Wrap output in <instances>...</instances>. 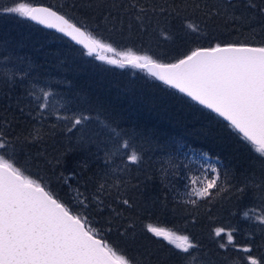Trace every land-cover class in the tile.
Listing matches in <instances>:
<instances>
[{
  "label": "trees",
  "instance_id": "trees-1",
  "mask_svg": "<svg viewBox=\"0 0 264 264\" xmlns=\"http://www.w3.org/2000/svg\"><path fill=\"white\" fill-rule=\"evenodd\" d=\"M18 1L31 6H50L91 28L100 25L102 34L110 36L119 49L148 52L161 62H174L195 48L210 47L216 42H235L237 39L254 43L264 41L259 18L251 25H232L231 22L226 25L221 18L206 20L203 11L196 13L190 9L185 15L200 25L199 33L187 29L184 16H180L153 19L147 34L133 30L122 36L117 32L104 31L105 21L101 13L107 15V12L89 7L93 0H0V9L14 6ZM106 2L110 4L112 0ZM200 2L203 8V0ZM240 2L241 7L235 9L237 16L247 12L243 0ZM83 51L66 38L48 32L28 19L20 20L14 13H0V65L10 70L23 66L30 72L32 84H50L60 97L70 102L72 108L86 110L94 117L83 133H66L54 116L38 122L34 119L36 106L25 101L31 91L22 80H8L0 75V130L10 138L19 137L18 146L28 148L32 158L29 160L27 152L17 146L19 165L28 167L33 178L43 177L64 202L71 201L76 187L83 191L86 185L91 193L105 171L109 172V183L121 177L128 181L125 195L130 197L133 208L117 204L112 207L135 223V239L127 242L119 235V222L111 225L112 233L107 236L126 249L129 255L144 260L145 264L148 260L151 264H187L178 250L146 232L144 226L148 223L187 234L198 242L201 249L194 264L205 259L217 264V256L223 255L217 244L220 238L213 233L216 227L236 228L238 242H251L257 254L264 252V231L260 230L264 226L242 215L243 210L259 202L260 190L249 187L240 200L230 192H222L211 203L198 202L197 205L187 203L186 195L188 177L198 174L201 165L215 163L218 158L221 179H225V171L228 173L226 186H243L245 182L254 185L262 178L261 159L264 158L227 127L221 117L181 92L136 68L107 65L83 55ZM105 124L115 128L125 139H130L143 157L139 165H130L127 171H121L122 161L117 155L113 158L112 167H106L105 152L113 145ZM33 136L40 138L33 139ZM178 146H182L179 151ZM39 151L49 166L44 170L38 166L40 157L32 156ZM202 154L211 157V161H205ZM176 165H180L178 175L174 174ZM61 172L65 173V178L69 173L78 174L76 181H70L71 187L58 179ZM193 216L195 223L192 222ZM91 218L96 221V226H109L107 209L101 215L93 211ZM131 235L134 234H127ZM228 255L231 260L239 254L230 251Z\"/></svg>",
  "mask_w": 264,
  "mask_h": 264
},
{
  "label": "snow or ice",
  "instance_id": "snow-or-ice-1",
  "mask_svg": "<svg viewBox=\"0 0 264 264\" xmlns=\"http://www.w3.org/2000/svg\"><path fill=\"white\" fill-rule=\"evenodd\" d=\"M88 6L104 9L107 12V15L101 13L105 21L104 31L117 32L122 36L133 30L147 34L153 19L180 16H184L187 29L199 33L200 25L185 15L190 9L196 13L203 11L206 20L221 18L226 25L229 22L232 25H251L259 18L264 30V0H259V3L256 0H243L247 12L239 16L235 14V9L241 7L240 0H212L211 3L203 0V8L200 0H112L110 4L106 0L99 3L93 0ZM0 13H16L48 28H55L82 46L83 55L107 65L119 68L130 66L146 71L222 117L228 122L227 127L240 135L259 157L264 158V41L254 43L237 39L235 42H216L210 47L195 48L174 62H161L148 52H137L132 48L121 50L110 36L102 34L100 25L91 28L51 7H33L29 3L17 2L14 6L0 9ZM109 24L111 27H108ZM252 31L254 33L255 29ZM0 75L8 80H23L27 72L23 69L13 72L0 65ZM29 95L36 101L37 115L34 119L40 122L54 116L64 126L66 133H83L94 119L86 110L74 111L65 107L59 99L50 101V97L56 96L50 90H36L34 87ZM104 127L108 128L113 145L105 152L106 167H112L113 158L117 155L122 161L121 171H127L130 165H139L143 157L132 146L130 139H125L109 125L105 124ZM39 138L33 136V139ZM19 139L10 138L0 130V264H145L144 260L129 255L126 249L110 241L107 236L112 232L114 222L120 223L117 229L120 236L135 234V223L112 207L117 204L119 207L133 208L130 197L125 195L128 181L121 177L109 183L110 175L105 171L91 193L86 185L83 191L76 187L71 201L64 202L43 177L33 178L27 168L18 166ZM24 139L27 141V137ZM181 148L178 146L177 150ZM202 156L205 161L212 159L207 154ZM218 164L217 158L215 163L201 165L198 174L188 177L187 203H211L222 192H230L240 200L247 188L254 187L261 192L259 202L243 210L242 215L264 226V159H261L262 178L254 185L245 182L243 186H226L228 173H223L225 179L222 180ZM175 167L174 174L178 175L180 165ZM77 175L73 172L65 178V173L61 172L58 179L71 187L70 181H76ZM106 209L109 210V226L106 229L97 227L91 213L94 211L101 215ZM192 222L195 223V216ZM144 229L178 250L187 264H194L197 260L201 246L189 235L151 223L146 224ZM260 230L264 231V227ZM237 231L236 228L225 227L213 229L214 236L220 238L217 240L218 249L223 253L217 256V264H264V252L257 254L251 242H238ZM230 251L239 255L230 260ZM203 255L207 256L206 253ZM147 264H151V261L148 260ZM200 264L212 262L205 259Z\"/></svg>",
  "mask_w": 264,
  "mask_h": 264
},
{
  "label": "rangeland",
  "instance_id": "rangeland-1",
  "mask_svg": "<svg viewBox=\"0 0 264 264\" xmlns=\"http://www.w3.org/2000/svg\"><path fill=\"white\" fill-rule=\"evenodd\" d=\"M19 2V1H18ZM21 2H24V1H21ZM17 3V2H16ZM27 3V2H26ZM15 5V4H14ZM14 16H17V18L18 19H20V20H24L25 21V19L27 20L28 18L27 17H22V16H20L19 14H16V13H14ZM12 53H14V52H12ZM25 64V63H24ZM21 69H23L24 71H26L27 72V76L22 80V82L24 83V86L29 90V91H33L34 90V87H35V89L36 90H38V89H40V88H43V89H45V90H50V91H52L53 93H55L56 94V96L55 97H50V101H52V102H55V100L56 99H59L61 102H63L64 103V105H65V107H67V108H70V109H72V110H74L75 111V109L74 108H72L71 106H70V102L69 101H67L63 96H59L58 95V93H57V91H56V89H54V88H52V86L50 85V84H42V85H40V84H38V83H36L35 81V83H31V79H30V72L28 73V70L27 69H25V68H23V66H21L20 65V67L18 66V67H12V71L13 72H16V71H19V70H21ZM137 69V68H136ZM139 70V69H138ZM140 71H142V70H140ZM142 72H144V71H142ZM144 73H146V71L144 72ZM147 74V73H146ZM149 75V74H148ZM152 77V76H151ZM18 79V78H17ZM37 94H39L38 92H37ZM26 98V102H28L29 104H32V102L34 103V105L36 106V101L34 100V98L30 95V96H26L25 97ZM78 110V109H77ZM61 112H63V109H61ZM37 115V112H35V116ZM54 131V130H53ZM19 147V146H18ZM39 148H42L43 150H46V149H44L45 147H40L39 146ZM19 149L21 150V151H25V152H27V157H28V159L30 160V159H32L31 157H30V152H28V148H26V147H24V146H21V147H19ZM34 151V150H33ZM41 155H43L42 153H40V151H39V153H33L32 154V156L33 157H40V162H39V164H38V166H39V168L40 169H42V170H44L45 168H48L49 166H47V164H46V161H44V159L41 157ZM19 166H22V165H19ZM27 169H29L28 167H27ZM31 170V169H30ZM31 171H33V170H31ZM35 171V170H34ZM36 173H38L37 171H35ZM39 174V173H38ZM98 227H100V228H105L106 229V227L105 226H103V225H97ZM108 227V226H107ZM111 233L112 232H110V233H107V234H110L111 235ZM135 234L134 235H131V236H126L125 237V240L127 241V242H129V241H131V242H133L132 241V239L134 240L135 238ZM169 246H171V245H169ZM173 247V246H172ZM151 250H153V249H151ZM176 251V250H175ZM143 252V251H142Z\"/></svg>",
  "mask_w": 264,
  "mask_h": 264
},
{
  "label": "water",
  "instance_id": "water-1",
  "mask_svg": "<svg viewBox=\"0 0 264 264\" xmlns=\"http://www.w3.org/2000/svg\"><path fill=\"white\" fill-rule=\"evenodd\" d=\"M33 7H48V6H46V5H41V4H38V5H35V6H33ZM53 9V8H52ZM53 10H55V9H53ZM56 11V10H55ZM61 14V13H60ZM28 20L29 21H32L33 23H35L36 25H40L42 28H44V29H46L47 31H53V32H56L57 34H59V35H63L66 39H68L70 42H72L73 44H75V45H77L76 43H75V41H73L70 37H68V36H66L64 33H60L57 29H55V28H48L46 25H43V24H40V23H38L37 21H33V20H31V19H29L28 18ZM77 46H79V47H81L82 48V46H80V45H77ZM138 69V68H137ZM141 70V69H140ZM144 71V70H143ZM148 74V73H147ZM151 76V75H150ZM153 78H155V77H153ZM156 79V78H155ZM156 80H158V79H156ZM159 81V80H158ZM159 82H161L163 85H165L162 81H159ZM168 86V85H167ZM169 87V86H168ZM172 88V87H171ZM174 90H176V91H178L177 89H175V88H173ZM179 92V91H178ZM180 93V92H179ZM182 94H184V93H182ZM184 95H186V94H184ZM187 96V95H186ZM188 97V96H187ZM188 98H190V97H188ZM191 99V98H190ZM192 100V99H191ZM196 102V101H195ZM196 103H198V102H196ZM199 104V103H198ZM200 105V104H199ZM201 106H203V105H201ZM204 107V106H203ZM214 113V112H213ZM214 114H216V113H214ZM227 122V121H226ZM228 123V122H227Z\"/></svg>",
  "mask_w": 264,
  "mask_h": 264
},
{
  "label": "bare ground",
  "instance_id": "bare-ground-1",
  "mask_svg": "<svg viewBox=\"0 0 264 264\" xmlns=\"http://www.w3.org/2000/svg\"><path fill=\"white\" fill-rule=\"evenodd\" d=\"M50 7V6H49ZM145 72V71H144ZM147 73V72H146Z\"/></svg>",
  "mask_w": 264,
  "mask_h": 264
}]
</instances>
